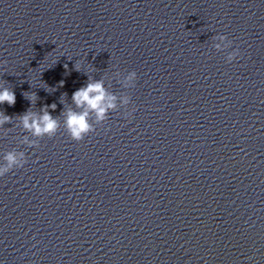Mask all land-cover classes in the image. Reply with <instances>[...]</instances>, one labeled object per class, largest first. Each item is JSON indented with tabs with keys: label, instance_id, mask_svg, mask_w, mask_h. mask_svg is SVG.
I'll return each instance as SVG.
<instances>
[{
	"label": "water",
	"instance_id": "95a60500",
	"mask_svg": "<svg viewBox=\"0 0 264 264\" xmlns=\"http://www.w3.org/2000/svg\"><path fill=\"white\" fill-rule=\"evenodd\" d=\"M85 72L131 102L83 141L0 128V164L27 158L0 177V264H264V0H0V111L36 93L59 117Z\"/></svg>",
	"mask_w": 264,
	"mask_h": 264
},
{
	"label": "clouds",
	"instance_id": "9594fccd",
	"mask_svg": "<svg viewBox=\"0 0 264 264\" xmlns=\"http://www.w3.org/2000/svg\"><path fill=\"white\" fill-rule=\"evenodd\" d=\"M215 39L220 41L214 45L216 50H221L222 45L224 48H229L232 45V41L226 35H217ZM239 57L240 51L236 48L229 52L226 62L231 63ZM64 67L67 69L68 65L65 64ZM80 68L79 63L74 64L75 71L80 72ZM83 74L87 75L86 72ZM87 77L86 85L72 93L71 101L75 107H64L59 117H54L51 114V111L56 110V103L43 105L39 112L33 111L32 105L35 104L38 97L36 93L27 95L25 92L23 95L30 101L31 107L24 113L15 116L6 115L4 111H0V128L5 124H11L15 119L18 121L19 127L27 133L23 136L21 144L29 147H39L41 139L54 137L61 127L71 140L77 143L83 141L86 136L96 131L97 125H102L108 119L110 112L116 111L121 105L126 108L131 102L129 95L117 96L113 92H109L103 77L99 80L88 75ZM116 77L117 82L125 89L134 88L138 78L135 71L128 72L122 79L119 78L120 73L117 72ZM63 85L64 81H60L59 87H63ZM52 89L55 91L54 88ZM63 95L67 97V93ZM5 103L10 107L14 106L16 95L12 88L0 86V105ZM134 111L135 108L132 109V112ZM132 112H127L126 115L131 117ZM60 117H63L62 121ZM3 161L4 163L0 164V177L13 169L23 168L27 163V158L24 151L13 149L3 155Z\"/></svg>",
	"mask_w": 264,
	"mask_h": 264
}]
</instances>
